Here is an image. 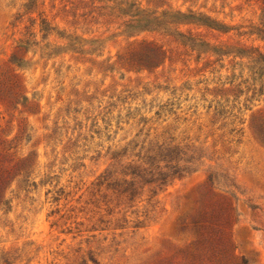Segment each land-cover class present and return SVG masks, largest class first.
<instances>
[{
    "label": "rangeland",
    "instance_id": "rangeland-1",
    "mask_svg": "<svg viewBox=\"0 0 264 264\" xmlns=\"http://www.w3.org/2000/svg\"><path fill=\"white\" fill-rule=\"evenodd\" d=\"M199 260L264 264V0H0V264Z\"/></svg>",
    "mask_w": 264,
    "mask_h": 264
},
{
    "label": "trees",
    "instance_id": "trees-1",
    "mask_svg": "<svg viewBox=\"0 0 264 264\" xmlns=\"http://www.w3.org/2000/svg\"><path fill=\"white\" fill-rule=\"evenodd\" d=\"M166 150H168L167 147H163V146L161 147L160 146V147H158V150H156V152H155L156 155L152 156V157H149V158H152L153 160H155L156 157H158V156L161 157ZM139 161H140V164H141L140 166H142V164L144 166H146V167L143 168L144 171H146L148 174H151L152 176H155V182L158 183V184H164L166 179L170 175L175 174V173L178 172L177 169H173V170L168 172L167 170L169 169V164H168L167 160H165V159H160L158 161V162L164 163V164H162V165L161 164H159V165L157 164L156 166H154L151 161L150 162H146L143 159H139ZM171 167L172 168L177 167V164H175L174 167L173 166H171ZM132 175H133L132 178H134L135 173H133ZM119 181H122L124 183L127 182L126 179L121 177V179H119V180L117 179L115 181L117 186L121 185L119 183ZM130 182H132V181H130ZM194 264H204V263H203V261L199 260V262H196Z\"/></svg>",
    "mask_w": 264,
    "mask_h": 264
}]
</instances>
